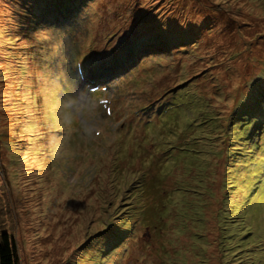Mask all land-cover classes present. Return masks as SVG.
I'll use <instances>...</instances> for the list:
<instances>
[{
	"label": "rangeland",
	"instance_id": "374dc122",
	"mask_svg": "<svg viewBox=\"0 0 264 264\" xmlns=\"http://www.w3.org/2000/svg\"><path fill=\"white\" fill-rule=\"evenodd\" d=\"M263 78L264 0H0V237L264 264Z\"/></svg>",
	"mask_w": 264,
	"mask_h": 264
},
{
	"label": "trees",
	"instance_id": "16d2710c",
	"mask_svg": "<svg viewBox=\"0 0 264 264\" xmlns=\"http://www.w3.org/2000/svg\"><path fill=\"white\" fill-rule=\"evenodd\" d=\"M256 89H259V86L254 87V91ZM20 261L15 237L7 231L2 232L0 237V264H21Z\"/></svg>",
	"mask_w": 264,
	"mask_h": 264
},
{
	"label": "snow or ice",
	"instance_id": "6c2138e0",
	"mask_svg": "<svg viewBox=\"0 0 264 264\" xmlns=\"http://www.w3.org/2000/svg\"><path fill=\"white\" fill-rule=\"evenodd\" d=\"M116 53V46H114L112 49L108 50L106 53H101V55H113Z\"/></svg>",
	"mask_w": 264,
	"mask_h": 264
}]
</instances>
